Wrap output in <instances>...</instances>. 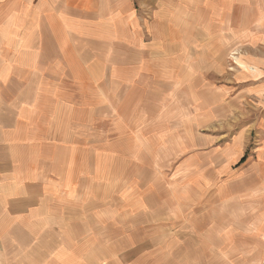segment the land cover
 Returning a JSON list of instances; mask_svg holds the SVG:
<instances>
[{
  "label": "rangeland",
  "instance_id": "1",
  "mask_svg": "<svg viewBox=\"0 0 264 264\" xmlns=\"http://www.w3.org/2000/svg\"><path fill=\"white\" fill-rule=\"evenodd\" d=\"M122 1L138 45L65 26L118 0H28V101L74 147L59 198L85 215L94 264L196 262L198 221L264 213V0Z\"/></svg>",
  "mask_w": 264,
  "mask_h": 264
},
{
  "label": "crops",
  "instance_id": "2",
  "mask_svg": "<svg viewBox=\"0 0 264 264\" xmlns=\"http://www.w3.org/2000/svg\"><path fill=\"white\" fill-rule=\"evenodd\" d=\"M118 1L114 10L98 11L91 20L67 17L65 26L72 36L106 46L114 41L138 45L135 33L126 38L120 33L133 24V15L125 18ZM33 45L28 0H0V264H94L85 215L77 218L69 202L59 198L74 190V147L61 145L28 101L29 62L39 55ZM108 64L105 58L100 62ZM87 174L83 169L84 178ZM216 217L198 221L206 229L197 235V261L185 264H264V213L239 224L229 215ZM152 256L151 251L149 263ZM166 256L164 251L163 260L153 264H168Z\"/></svg>",
  "mask_w": 264,
  "mask_h": 264
},
{
  "label": "bare ground",
  "instance_id": "3",
  "mask_svg": "<svg viewBox=\"0 0 264 264\" xmlns=\"http://www.w3.org/2000/svg\"><path fill=\"white\" fill-rule=\"evenodd\" d=\"M244 68H245V66H244Z\"/></svg>",
  "mask_w": 264,
  "mask_h": 264
}]
</instances>
